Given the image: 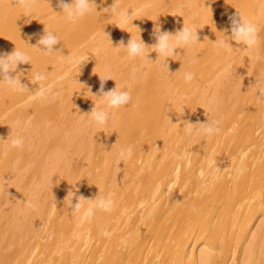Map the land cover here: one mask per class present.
Returning a JSON list of instances; mask_svg holds the SVG:
<instances>
[{"label":"bare ground","instance_id":"obj_1","mask_svg":"<svg viewBox=\"0 0 264 264\" xmlns=\"http://www.w3.org/2000/svg\"><path fill=\"white\" fill-rule=\"evenodd\" d=\"M247 1L182 0L178 5V0H116L119 10L129 11L131 15L126 24H121L118 16L114 17L105 10L106 8L110 9L115 0H93L92 11L76 23L67 19L62 8L58 6V0H35L30 13L18 4L21 10L19 26L16 29L5 30L4 10L7 5L17 2V0H0V54L11 53L16 47L31 57L30 63L19 65L17 72L13 73L14 76L19 75L18 78L28 86L30 92L14 91L8 85L0 82V111L5 109L3 119L0 121V264H264V218L256 225L252 224L255 214L257 215L261 211L264 214V165L260 161L264 157V140L252 133L250 138L242 142L243 145H236L240 147L228 153H235V158H233L235 155L225 156L222 155L223 153H219L220 151H213L204 159L199 153L201 154L205 145V137L209 136L196 131V129L204 126L201 123L213 120H218L220 122L219 127H221L222 119L219 118L221 114L228 112L230 108L238 104L241 106L243 100L245 103L258 101L256 93L258 88L255 85L259 83L264 86V69H257L260 74L255 73L258 76L257 80L251 76L252 63L259 65L260 62L264 61V47L259 43V40L256 48L246 50L243 46L241 50L234 53L230 51L223 56L224 60L220 58L221 60L214 62L215 64L203 61V55H206L207 52L202 53L201 49L204 50L206 44H211L210 42L214 43L213 37L211 38L209 33H213L214 30L215 34V31L219 32L214 37H217V40L220 38L221 40L228 39L227 36L230 37L228 34L231 33V17L239 13L246 19L244 14L247 13L250 16L251 13L250 18H256L257 10V17L259 16L260 20L264 18V0H253L255 2L252 4L249 0ZM66 2L70 3L71 0H66ZM247 3L248 5L250 3V7L248 11L243 12L245 10L242 11V9ZM160 7L167 10L164 21L167 20L168 22L161 32L175 34L176 32L172 30V27L175 25V19L181 18V14H193L203 18L205 28L197 31L199 42L187 46L185 52L187 56L182 52L185 56L180 55L183 59L176 62L177 68L175 70V62L169 61V57L158 59V54L154 49H151L157 43L155 33L158 27L153 21H151L153 23L146 22L147 25H151H149L150 28L153 26V29L144 27L145 31L152 30L151 33L142 34L145 35L142 38L143 42L150 47L145 50L144 57H131L127 52V57H122L121 62H119L118 59L121 58V55L117 51L125 52L127 46H125L126 39L124 41V38L133 37L134 39L136 37L133 35L137 32L135 31L136 28L134 30L132 27H135L139 22H144L148 17L153 18L155 10ZM253 14L255 15L253 16ZM185 19L189 18L183 16L182 20ZM191 22L193 21L190 20ZM197 22L194 23L197 24ZM71 23L76 29H72L69 25ZM94 23H100L98 29L96 26L95 31H89L91 35H87L88 38L83 36L85 44L78 42L81 38L76 40V36H73L75 30L78 31L77 26L83 30L84 26L88 28ZM103 23L105 25L101 28ZM190 23H188L189 27L192 25ZM196 24L194 26L197 30L200 26L197 27ZM125 25H127L126 28ZM195 27L193 28L195 29ZM137 28L140 29L141 25H138ZM180 28L183 29L182 26ZM139 29L138 32L142 31ZM45 30L53 32L58 37L60 41L58 44L67 37L68 42L65 43L67 48L72 50L74 47L69 53H67L69 49L67 50V59L62 58L63 56L66 57L63 53H59L63 56L58 57L57 55L55 57L57 58L56 62H60L56 70L59 74L58 78L67 75H73L74 78V71L72 72V69L70 71L69 68L73 65H76V68L77 63L84 59V55L95 53L93 57L96 65L93 63V65H87L85 67L87 69L78 72V77L75 72L77 78L81 77L77 83L75 82L76 84H66L64 87H60L66 81L62 82L59 79L55 82L45 80L36 88L34 84H29L31 76L37 72L46 74L45 76L55 72L56 67L51 66V70L54 69V71H49L47 66L50 63L49 60L56 53L52 54L53 57L51 58H49L50 55L46 56V54L41 55L38 59L33 58L35 53L33 49L37 51L35 46H37L39 38L45 34ZM261 30L263 31V28ZM95 32L98 33L99 42H102L101 45L104 44L102 47L100 44H96L98 39L95 40ZM64 36L66 37L64 38ZM90 36L94 37L91 38ZM108 42H112L110 46H108ZM214 44L216 45V43ZM81 45H84V48ZM80 46L83 49L76 51L75 49ZM98 48H100L99 51H97ZM39 52L37 51L36 55ZM213 57L214 53L210 54L209 60L211 61ZM166 60L169 70L165 66ZM125 61L127 63L134 62V66L127 67L125 70L122 69L121 67L127 64ZM189 62L195 65L194 67H202L201 80H198L200 81L199 84L194 83L193 86L189 87L186 93L177 94L175 86H178L180 91H184L186 88L179 83V85H173L174 79L171 76L174 74L171 71L175 73L173 77L177 79L184 76L185 69L187 72L196 73L199 76V70L193 69L194 67L191 68V65L187 67ZM78 65L80 64L78 63ZM81 65L84 66V64ZM128 65L130 64L125 66ZM62 68L63 70H61ZM182 69L184 70L182 71ZM120 70H122V75H115L117 72L120 73ZM112 74V78L117 76L115 79L118 80L115 82L119 83L117 84L119 90L124 89L130 93L132 99L128 105L109 110L106 105L102 104L104 105L103 109L110 113H116L113 114L114 116L110 114L108 123L103 127L96 126L91 118L85 120L86 117L82 116L86 115L85 113L90 108L85 110V113L81 109L84 114L80 113V109L73 108L70 110L74 111L75 113H72L75 115L79 112L82 117H85L83 122L80 120L78 122L75 119L76 125L72 123L73 120H69V122L71 121L69 124L74 129L69 127L70 125H67V128L62 125L61 121L58 120L59 117L57 122L55 120L54 123H50L57 117L52 120L51 115H47V117L45 115L42 118L35 115V119L32 117L34 126L32 124L31 129L37 126V135L34 134L36 137L33 140L36 143L27 145L31 146V150L26 147V143L24 147L33 153L35 149H38L35 152L39 156H42L43 153L44 155L40 160L36 156V159H30L27 158L30 155L27 152V156L24 155L26 157L25 163L18 167L12 166L13 160L20 162L17 158L18 155L21 154L20 159H24V147L23 149L11 147L10 139L12 140V138L10 136H18L14 122L22 121V116L25 115L26 117V112L29 111L30 107L33 110L32 107L36 105L34 107L36 108L44 98L46 99L45 96L37 99V97H41L38 96L39 92H36L39 87L44 95L49 92V98L60 92L59 97H57L58 95L53 96L54 99L57 97L59 102L56 100L54 102L58 105L63 103L61 101L68 100L66 106L81 107L86 102L83 103L80 98L86 93L82 91L80 96L79 94L81 93L80 90L87 86V81L91 80L89 83L93 84L92 87L95 84V88H99L101 79L111 77ZM150 78L157 87L153 86V82L148 84ZM109 81L111 79L107 80V83ZM154 90H157L158 100L150 96L155 93ZM150 92L151 94L148 96L142 94ZM89 93L95 95L96 92L90 90ZM31 95V98L35 97L37 102L28 101ZM86 96L84 95L85 99H87ZM51 101L53 102V100ZM95 103L97 104V101L95 102L94 99ZM32 104L33 106H31ZM195 104L202 107L200 113L192 111ZM262 104L261 112L264 114V103ZM85 105L87 106V103ZM63 107L65 106L63 105ZM63 107L61 109H64ZM94 107L92 106V108ZM40 108L42 109L40 113H44L43 104H40ZM40 108L34 109L33 113L30 112L34 115ZM56 108L59 111V107ZM185 108L189 110L180 115V110ZM66 110H64L65 113ZM49 112L51 111L49 110ZM152 112L158 118L164 119V122L161 121L165 127H177L182 119H185L187 123L194 124L193 131L188 132V139L200 140L192 141L191 144H187L188 141L176 142L182 146L165 144L162 148L157 145L160 141L151 140V145L147 147L143 138L139 136L142 127H132L131 122L135 118L137 119L139 114L142 120L144 119L141 121V125L147 120L156 122V116H153ZM72 113H69L70 116L68 114L65 116L71 117ZM90 113L91 111H89ZM123 114L126 115L125 119L122 118L126 123L121 125L117 117ZM80 115L78 114L79 117ZM11 117L16 121H11ZM25 119L27 121L28 118ZM63 119L64 117H62L64 124L65 120L63 121ZM20 124L22 123L20 122ZM64 126L66 130L62 128ZM23 127L27 130L30 128L26 125ZM117 127L124 128L128 136L132 135L131 138H134L133 141L129 140L132 142L131 146L126 145L127 148H132V156L124 162L118 160L117 154L121 148L126 147L121 144L117 145V140L115 141L112 136L113 129H117ZM30 132L20 134L24 136ZM65 132L69 133L68 139H75V145L72 142L68 143V139L67 141L61 140L68 137L63 135ZM118 135L120 136V133ZM165 135L166 133L160 134L155 130L157 140L165 137ZM122 136L124 137V135ZM236 136L238 137L239 134H235L232 138H236ZM27 138L29 139V137ZM30 141L32 140L29 139ZM77 141L81 142L78 146ZM55 142L58 146L60 145L57 147L59 148L58 152H56L57 148L53 147L55 153L52 151L47 153L48 144L55 145ZM253 144L258 145L256 148L258 159L255 157L250 159V156L245 155ZM62 145L66 149H62ZM172 145L184 150L185 154L187 152L188 157L181 159L180 154L171 153L170 147H173ZM216 145L217 148L224 147V145L217 143ZM97 147L102 152L101 154H104L102 161L101 157L99 159L100 163H97L93 154ZM191 151L194 152V158L189 157L192 156ZM33 153H31L32 157ZM105 159L106 162H103ZM189 159H196V161ZM31 160L33 162L38 160L36 164L40 170L39 174L30 168L29 165L33 164H31ZM26 163L27 167L30 168L25 169L27 170L26 176H30L34 182L26 178L25 174L15 170H20L21 167L26 166ZM8 168L12 169L11 172L7 171ZM258 174L260 185L257 187L258 189H255L256 194H253L252 182ZM36 184L37 187H32ZM243 184L252 188L249 193L240 190ZM18 192H20L19 200L15 196V193ZM71 192L76 194L73 203L78 202L76 200L78 196H83L85 199H95L100 193L102 196L110 197L113 200V207L107 212L96 209L94 215L86 216L84 213L93 202L85 200L82 202L84 207L80 214L74 215L70 205ZM48 197L52 200L50 201ZM59 200L66 202H64L65 208L61 205L60 208L58 207ZM27 201L36 204L38 210L29 209L26 206ZM54 202L55 204L58 202V206L56 204L57 209H54ZM33 239L36 242H33ZM40 239H46L47 242L40 244ZM37 248H46L45 254L42 253L45 256L36 258L35 251Z\"/></svg>","mask_w":264,"mask_h":264},{"label":"rangeland","instance_id":"obj_2","mask_svg":"<svg viewBox=\"0 0 264 264\" xmlns=\"http://www.w3.org/2000/svg\"><path fill=\"white\" fill-rule=\"evenodd\" d=\"M180 1H182V0H180ZM179 0H178V5H180L179 4V2H180ZM243 1H247V0H243ZM248 2V1H247ZM249 2H251V4L253 3V2H255V1H251V0H249ZM257 6V5H256ZM245 7H246V9H245ZM249 7H250V3H249V5H248V3H247V5H245L244 7H243V9H242V11L243 10H245V11H243V12H246V11H248V9H249ZM170 8H171V6H170ZM170 8H169V10H170ZM166 11V12H165ZM20 13H21V10H20V8L18 7V3L17 2H14V3H11V4H9V5H7V7H6V9L4 10V18H3V21H4V27H5V30H8V29H16L18 26H19V22H20ZM250 13V12H249ZM255 13V12H254ZM257 13H258V11L256 10V15L255 14H253V16L255 15L256 16V18L254 17H252V18H250L252 15H251V13H250V16L247 14H244L245 15V17H246V20H249L250 19V21H252L253 23H255V22H257V23H255V24H257V27L259 28L258 30V36H259V43L262 45V47H264V18L262 19V20H260L258 17H257ZM185 14V13H184ZM184 14H181L180 16H181V18H176L175 19V27L173 26L172 27V30L173 31H175V32H177V31H179V30H182L181 28H180V26H182V28L184 27L183 25H185L186 24V27H189V25H188V23H190V20H192L193 22H191L190 24H192V25H190V28L192 27H195L194 25L196 24V23H194L195 21L197 22L198 20V22H197V27H198V25L200 26V27H198L197 28V31H198V29H201V28H205V25H204V22H203V18L201 19L199 16H196V15H193V14H188V15H184ZM187 14V13H186ZM165 15V16H164ZM166 15H167V10H165V8H163V7H160L158 10H155V12H154V16H153V18H147L146 20H144V22H139L138 24H136L135 25V27H132V29H134L135 30V28H136V30L135 31H137L136 33H134L133 35H135L136 37L134 38V39H140V36H141V39L145 36V35H142L143 33H145V32H149V33H151V31L150 30H146L145 31V28H147V29H153V26H152V28H150V24H148L147 25V23L148 22H150V23H153V22H155V24H156V27H158L157 28V30L156 31H159V29H160V31H162V30H164L165 28H163L164 26H167L166 24L168 23L167 22V20L166 21H164V19H165V17H166ZM190 15H192V16H190ZM183 16L186 18H189V19H185L184 21L182 20V18H183ZM194 16V17H193ZM248 16V17H247ZM97 18V17H96ZM131 18V17H130ZM146 18V17H145ZM175 18V17H174ZM196 18V19H195ZM249 18V19H248ZM92 19V18H91ZM101 19V18H100ZM150 19V20H149ZM181 19V20H180ZM254 19V20H253ZM255 19H256V21H255ZM259 19V20H258ZM119 21H120V19H118ZM130 20V19H129ZM128 20V21H129ZM177 20H179V21H177ZM188 20H189V22H188ZM195 20V21H194ZM151 21H153V22H151ZM185 21H187V22H185ZM255 21V22H254ZM259 21L262 23V25H261V23L259 24ZM113 22H114V20L112 21V24H113ZM147 22V23H146ZM199 22H201V23H203V24H201V23H199ZM146 23V24H145ZM163 23V24H162ZM95 24V25H94ZM93 25H91L90 27H88V28H86L85 26H84V28H83V30L80 28L79 29V27L77 26V28H78V31L77 30H75V34H73V36H76V40H78L79 38H81V39H79V41L78 42H80V43H84L83 42V40L85 39L84 37H86V38H88L89 36H87V35H91V31L93 32V31H95L94 30V28L96 27V29H98V27H99V24L100 23H94ZM144 26H143V25ZM179 24V25H178ZM71 27H72V29L74 28L73 26L74 25H72V23L71 24H69ZM105 24L103 23L102 25H101V28L104 26ZM138 25H141V28L140 29H142V31L139 29V28H137V26ZM150 25V26H149ZM188 25V26H187ZM259 25V26H258ZM177 26V27H176ZM204 26V27H203ZM127 27V25H125V28ZM140 27V26H139ZM145 27V28H144ZM180 29H179V28ZM86 28V29H85ZM91 28V29H90ZM163 28V29H162ZM261 28H263V31L261 30ZM31 29H32V27H31ZM74 29H76V27L74 28ZM138 29L140 30V32H138ZM144 29V30H143ZM194 29V28H193ZM195 29H196V27H195ZM212 29V28H211ZM203 30V29H202ZM80 31V33H78V34H82L81 35V37H79L80 35H78L77 34V32H79ZM82 31H84V32H82ZM90 31V32H89ZM261 31V32H260ZM14 32V31H13ZM88 32V33H87ZM200 32H201V30H200ZM209 32H212V31H209ZM216 32V34L214 33V30H213V33H209L210 34V37L212 38L213 37V41H214V43L216 42V40H217V37L216 38H214L215 37V35H217V33H219V32H217V31H215ZM128 33V32H127ZM77 34V35H76ZM98 33H96L95 32V34H94V36H95V40L96 39H98V35H97ZM174 34V33H173ZM125 35V34H124ZM219 35V34H218ZM228 35H231V33H229ZM67 36V35H66ZM66 36H64V38L66 37ZM68 36H70V34H68ZM77 36H78V38H77ZM84 36V37H83ZM94 36H90L91 38H93ZM126 37V36H125ZM139 37V38H138ZM133 38V37H132ZM65 39H66V41H65ZM64 40L62 39L61 40V43L60 44H57L56 46H55V51H57L56 52V56L54 55V57L52 56V55H50V57L49 58H51V57H53L52 59H50L49 60V66H47V67H49V71L51 70V68L53 67H56L55 68V72H53V73H51V74H48L46 77V79L45 80H48V81H51V82H55V81H57L58 79L59 80H61L62 82L63 81H66L65 82V84H61L60 85V87H64L66 84H70V85H73V84H76L77 82H78V80H79V78H81V77H79V78H77L78 76H79V74H78V72H82L81 70L82 69H87V68H85L87 65H89V64H95V58L93 57L94 55H95V53H88V54H86L87 56H85L84 55V59H81V61H79L78 63L80 64V65H78V63H77V67L75 68V66L76 65H73V66H71V64H70V71H71V69H72V72L74 71V78L72 77L73 75H71V76H68L67 74V76H64V77H60V78H58V76H59V74H58V72L56 71L57 70V67H58V65H59V63H57L56 61H57V58H55V57H57V55H58V57L59 56H63V55H65L66 56V52H67V50H68V52L67 53H69L70 52V48L68 47L67 48V44L65 45V43H67L68 41V38L66 37ZM125 39H126V41H125ZM131 38H124V43H125V46L127 45V43L129 42V40H130ZM92 40V39H91ZM219 40H221V38L219 39ZM225 40H227V38H225ZM82 41V42H81ZM100 40L98 39V41H96V42H98V43H96V44H100V46L102 47V45H104V44H102L101 45V43L102 42H99ZM95 42V41H94ZM231 42V43H230ZM105 43V42H104ZM111 43L112 42H108V46H110L111 45ZM211 44H206V47H205V49L204 50H202L201 49V51H202V53H205V52H207L206 53V55L204 54L203 56H204V59H203V61L204 62H218V61H220L221 59L222 60H224V57L223 56H225L226 54H228L230 51H232L233 53L234 52H236V51H239V50H241L242 49V47L244 46V45H241V44H237L235 41H229V43L231 44V46H229V47H226V48H219V47H217L214 43H212V42H210ZM85 44V43H84ZM214 44V46H212ZM124 45V44H123ZM208 45H209V47H208ZM57 46H58V48H57ZM82 47L84 46V45H81ZM79 47L78 49H75L76 51H79V50H81V48L82 47ZM203 46V45H202ZM211 47V48H210ZM66 48V49H65ZM84 48V47H83ZM82 48V49H83ZM208 48V49H207ZM58 49V50H57ZM60 49H62V50H60ZM73 49H74V47H73ZM72 49V50H73ZM99 49L100 48H98L97 49V51H99ZM71 50V51H72ZM33 51H35V53H34V56H33V58L34 59H38V57L40 58V56L41 55H44V53L43 52H39L40 50L37 48V51L39 52V53H41L40 55H39V53H37V55H36V50L35 49H33ZM60 51V52H59ZM117 51V50H116ZM187 51V46H185V47H181V48H178V49H176L175 50V53H176V56H175V53H174V55L173 56H171V57H169V61H171V62H175L174 63V66H175V70H176V62H178V61H180L181 59H183L182 57L183 56H187V54L185 53ZM210 51V52H209ZM126 52V53H125ZM125 52H119V51H117V53L119 54V55H121V58H119V57H117V58H119L118 60H119V62H121L120 60L122 59V57H127L126 56V54H127V49L125 48ZM185 54H183V53ZM214 53V57L211 59V61L209 60V57H210V54H213ZM59 53H63V55H61V54H59ZM90 54V55H89ZM182 54V57L180 56ZM68 55V54H67ZM91 55H92V57H91ZM123 55H125V56H123ZM219 55H220V57H219ZM46 56H48V55H46ZM90 56V57H89ZM67 57L68 56H66V57H62V58H66L67 59ZM92 58V59H91ZM170 58H171V60H170ZM215 58H216V60H215ZM219 58V59H218ZM221 58V59H220ZM66 59H65V61H66ZM88 61H87V60ZM179 59V60H178ZM117 60V61H118ZM94 61V62H93ZM122 61H124V60H122ZM52 62V63H51ZM87 62V63H86ZM119 62H117V63H119ZM56 63H57V65H56ZM125 63H127V61H125ZM170 63V62H169ZM214 63V64H215ZM51 64H53V65H51ZM55 64V65H54ZM81 64H84V66L83 65H81ZM92 64V65H93ZM127 64H130V65H128V66H125V65H127ZM127 64H124L121 68L123 69L124 68V70L128 67V68H130V67H132V66H134V62H131V63H127ZM172 64V63H171ZM48 65V64H47ZM96 65V64H95ZM191 65V68L192 67H194L195 65H192L191 64V62H189L188 64H187V67H189ZM252 70L253 71H251V76L253 77V79L254 80H257V74L255 75V73H258L259 74V72L257 71V69H260V68H262V70L264 69V61H262V62H260V64L259 65H257L256 63H252ZM52 66V67H51ZM79 66V67H78ZM256 66H258V68H256ZM80 67H82V68H80ZM74 68H75V70H74ZM121 68H118V69H121ZM65 69V68H64ZM78 69V70H77ZM193 69H195V70H199V76H197L196 75V73L194 74V76H193V79L191 80V81H188V82H186L185 81V79H184V76H182L181 78H179V79H177V78H175V77H173L174 75H175V73H173V71H171V73L172 74H174V75H172L171 76V78H173L174 79V84L173 85H181L182 87H185L186 89L183 91V90H179V88H178V86L176 87L175 86V88L177 89V94L178 93H186V90H188V88L189 87H191V86H193V84L194 83H198V82H200V81H198V80H201V70H202V67H194ZM47 70V72H49ZM61 70H63V68L61 69ZM80 70V71H79ZM123 70V71H124ZM184 69H182V71H183ZM51 71H54V69H52ZM256 71V72H255ZM46 72V73H47ZM75 72L77 73V77L75 76L76 74H75ZM122 70H120V73H115V75H117V76H119L118 74H121L122 75ZM187 71H186V69H185V73H186ZM124 73V72H123ZM69 74V73H68ZM46 75V74H45ZM260 75V74H259ZM112 76H113V74L111 75V81H109L108 83H109V85H108V83H107V81H106V85L104 86V89H105V91H108L109 89H114V88H116V87H118V90H119V86H117V84H119L118 82H115V81H117L115 78H117V76H114V78H112ZM256 76V77H255ZM32 77L33 76H31V79H32ZM66 77V78H65ZM251 77V78H252ZM255 77V78H254ZM76 78V79H75ZM64 79H66V80H64ZM70 79H74L72 82H74V83H72L71 81H70ZM151 80L149 81V83L148 84H152V82H153V80H152V78H150ZM45 80H43V81H41V82H45ZM176 80H177V82H176ZM254 80H253V82H254ZM30 81V80H29ZM91 81V80H90ZM90 81H87V86H84L80 91H81V93L79 94V96L82 94V91H83V93L85 92L86 94H83V96H81V98H80V100L82 99L83 100V103L84 102H86L87 103V106L85 105V104H83V106L85 105V107H83V106H79V107H76L75 105H73V106H70V105H65V104H68L67 102H68V100H66L65 102L64 101H61V102H63L61 105H62V107H63V105L65 106V107H63L64 109H61L60 108V106L61 105H58V103H56V102H54V100H56L57 102H59L58 101V99H57V97H59V93L60 92H54V93H57V94H51L52 96H50L51 98H53V99H51V98H49V92L47 93V95H44L45 97H46V99L44 98V96L43 97H37V99H41V98H44L43 99V101H41L42 103H40V104H43V106H44V108L43 109H45V111H44V113H40V111H42V109L40 108V104L36 107V108H40V110H38L37 112H35L36 114H34V115H32V113H33V110L35 109L36 110V108H34V107H32L33 108V110L31 109V107H30V109H29V111L28 112H26V117H25V115H24V117L22 116V121H16V120H13V117H11L12 119H10L11 121H16V122H14L15 124H14V126H16V131L18 132V135H20L21 136V134L22 133H25V132H27V131H31L30 132V134H27V135H24V136H22L25 140L27 139V142H25L26 143V147H28L30 150H31V146L29 147V146H27V145H31V144H33V143H36L35 141H33V140H35V137H36V135H37V126H35V128L33 127L32 129H31V125L33 124V126H34V121H33V118L35 119V115L36 116H38V117H40V118H42L43 116H45L46 115V117H47V115H51L50 117L52 118V120H53V118H56V119H54L53 120V122L51 121L50 122V120H49V122L50 123H54L55 122V120H56V122L59 120V121H61V123H62V125H65L66 126V128H67V125L69 126L70 124L69 123H71V121L69 122V120L71 119V120H75L76 119V121H78V120H80V121H82L83 120V118H85L86 117V119L85 120H88V118H90V117H87V115L89 114V111H92V106H95V104H94V99H95V102L97 101V104H96V106H99V107H97V108H100V109H103L102 107L104 106V105H106V102H103V101H101L98 97H96V96H94L93 94H90L89 92H90V90H92V91H94V93L96 92V93H98L99 92V90H100V87L99 86H101L100 84L98 85V87L99 88H95V84H94V87H92L93 86V84H91V83H89ZM40 82V83H41ZM76 82V83H75ZM110 83H112V84H110ZM154 83V82H153ZM179 83V84H178ZM29 84H31V81H30V83ZM38 83H36V84H34V87L36 88L37 86H39V84L37 85ZM90 84V85H89ZM199 84V83H198ZM31 85H33V83L31 84ZM36 85V86H35ZM109 86V87H108ZM153 86H155V83L153 84ZM204 86V84L202 85V87ZM92 87V88H91ZM155 87H157V86H155ZM202 87L200 88V90H199V93H200V91H201V89H202ZM107 88H108V90H107ZM124 88H126V87H124ZM47 90H49V88H46ZM97 89V90H96ZM152 89H153V87H152ZM196 89V88H195ZM98 91V92H97ZM155 91V93L153 94V95H150L151 94V92L150 93H142V94H145V95H150L152 98H156L157 100L159 99V95H158V93H157V90H154ZM183 91V92H182ZM256 92V91H255ZM95 93V95H97V96H99L98 94H96ZM257 93V92H256ZM88 94V96H86ZM32 95H33V93H32ZM32 95L30 96V100H28V101H33V102H37V100H35L36 98L35 97H33V98H31L32 97ZM35 95H37V94H35ZM57 96L56 97V99H54L55 97H53V96ZM84 95L86 96V98L88 99H85V97H84ZM90 95H91V99H90ZM34 96V95H33ZM38 96H40L39 94H38ZM47 97H48V101H49V103H48V101H47ZM61 98H62V95L60 96ZM79 98V97H78ZM51 100H53V102L51 101ZM89 100H91V101H89ZM45 101V102H44ZM93 101V102H92ZM44 102V103H43ZM99 103H100V105H99ZM261 102H259V101H256V102H254V101H252V103L251 102H248V103H245V100H243V102L241 103V106H239V104L237 105V106H234V107H232V108H230L229 109V111L228 112H226V113H224V114H221L220 116H219V118H221L222 120H221V132L219 133V134H215V135H211V136H209V137H205V145L203 146V148H202V151H201V154L198 152V150H197V152L199 153V155H201V157H203L204 159H206L205 158V156H207V155H211V153L213 152V151H220L219 153H223L222 155H225V156H227V155H229V156H233V155H235V153L234 154H228L229 152H233L235 149H237L238 147H240L241 145H243V141L246 139H248V138H250L251 136H252V133L254 134V136H257L259 139H261V140H264V114H262V112H261V106L263 105L262 103L260 104ZM7 104V103H6ZM91 104H92V106H91ZM102 104H104V105H102ZM102 105V106H101ZM31 106H33V104L31 105ZM55 106V107H54ZM56 107H59V111H58V108H56ZM69 107H70V109H69ZM57 110H56V109ZM73 108L74 109H80L79 111H80V113L82 114L83 112H82V110L81 109H83L84 110V113H85V110L87 111V109H89L88 110V112L87 113H85L86 115H82V116H85V117H82L81 115H80V113L78 112L76 115L74 114L75 112L74 111H70V110H73ZM53 109V110H52ZM67 109V110H66ZM34 110V111H35ZM49 110L51 111V112H49ZM58 111V112H56V111ZM64 110H66V113H65V111ZM110 110V109H109ZM187 110H189V109H182V110H180L181 112H180V115H182L185 111H187ZM201 110H202V107H199L198 106V104H195V106L193 107V109H192V111L194 112V113H200L201 112ZM30 111H32V113L30 112ZM54 111V112H53ZM60 111H61V113H60ZM68 111H69V113H72V112H74V113H72L71 115V117H69L70 116V114L68 113ZM39 112V113H38ZM50 114H49V113ZM55 112H56V114H55ZM109 112V111H108ZM112 112V111H111ZM30 113V114H29ZM53 113V114H52ZM57 113H59V114H57ZM83 113V114H84ZM4 114H5V109H1V111H0V121L3 119L2 117L4 116ZM13 114V113H12ZM54 114H55V117H53L54 116ZM63 114V115H62ZM65 114H68L69 116V119H67L68 117L67 116H65ZM78 114L80 115V117L78 116ZM109 114H116L115 112H112V113H110L109 112ZM152 114H153V116H156V122L155 121H146L143 125H141L142 123H141V121H143L142 120V117H141V115L139 114V116H138V121H137V119L135 118L134 120H132V122H131V124H132V127L134 126V127H138V126H140V127H142V129H140V132H141V135H139L140 137H142L143 138V140H144V143H145V145L148 147L149 145H151V140H153V141H160L157 145L158 146H160L161 148H162V146L163 145H165V144H176V145H178L177 143H179V142H183V141H188L187 142V144H191L192 143V141H198V140H200V139H198V140H192L191 138H190V140L188 139V131L186 130V123H187V121L185 120V119H182L179 123H178V125H177V127H174V128H169V127H165V124H163V120L164 119H160V118H158L157 117V115L155 114L154 115V113L152 112ZM58 115V116H57ZM136 115H138V114H136ZM11 116H13V115H11ZM74 116H76V117H74ZM114 116V115H113ZM125 116L126 115H119L118 117H117V120H118V122L122 125V124H125L126 122L125 121H123V119H125ZM30 117V118H29ZM33 117V118H32ZM58 117H59V119H58ZM62 117H64V119H63V121L65 120V122H64V124H63V122H62ZM74 119H73V118ZM82 117V118H81ZM135 117V116H134ZM25 118H28L27 119V121H26V119ZM79 118V119H78ZM81 118V119H80ZM123 118V119H122ZM158 118V119H157ZM58 119V120H57ZM121 119V120H120ZM84 120V121H85ZM122 121V122H120V121ZM136 120V121H135ZM163 122H162V121ZM30 121V122H29ZM33 121V122H32ZM72 121V123L74 124L75 123V121L73 122ZM135 121V122H134ZM20 122L23 124V126H29L30 128H28V130L27 129H23L24 127L23 126H20V125H22V124H20ZM79 122V121H78ZM83 122V121H82ZM134 122V123H133ZM61 123H60V126H61ZM135 123H136V125H135ZM20 124V125H19ZM25 124V125H24ZM77 124V122L75 123V125ZM19 127H18V126ZM65 126L64 127H62L63 129L65 128ZM69 127H71V125L69 126ZM121 127V126H120ZM118 128L117 127V129L116 128H114L113 129V131H112V133H113V139L116 141L117 140V145L118 144H121V145H123V146H125L126 148H127V146H131L132 145V142H129V140H132L133 141V139L134 138H131V136L132 135H130V137L128 136V134L124 131V128L123 129H121V128ZM66 128H65V130H66ZM72 129H74V127H71ZM36 129V130H35ZM126 129V128H125ZM24 130V131H23ZM115 130H116V132H115ZM123 130V132H121ZM155 130L158 132V133H160V134H165L166 133V135H165V137H163V138H160V140H157L156 138H155ZM21 133V134H20ZM120 133V136L118 135ZM34 134H36V135H34ZM69 133H66L65 132V134H63V135H65L67 138L66 139H61L62 141H67V139L69 138V135H68ZM124 135V137L122 136V135ZM235 134H239V136L237 137L236 136V138H232V136H235ZM15 137V136H14ZM27 137H29V139L30 140H32V141H30L29 142V139L27 138ZM10 138H13L12 136H10ZM9 138V139H10ZM120 138V139H119ZM125 139V140H124ZM233 139V140H232ZM75 139H68V143L69 142H72L73 143V145H75L76 144V142L74 141ZM120 140V141H119ZM165 140V141H164ZM170 140V141H169ZM10 141H11V139H10ZM129 142V143H128ZM177 142V143H176ZM220 142V143H219ZM54 143V142H53ZM56 143V142H55ZM79 143H81V142H78L77 141V146H78V144ZM216 143L217 144H220V145H224V147H222L221 146V148H217V145H216ZM57 145V146H56ZM127 145V146H126ZM143 145V144H142ZM141 145V146H142ZM176 145H172L173 147H170L171 148V153H173V154H176V155H178V154H180V157H181V159H185V158H187L188 156H187V152H186V154L184 153V150H182L181 148H177L176 147ZM236 145H240V146H236ZM60 146V145H59ZM58 146V144L56 143L55 145H53L52 143H50V144H48V146H47V148H46V152L48 153V152H51L52 151V153H55V148H53V147H59ZM63 146V145H62ZM140 146V147H141ZM178 146H182V145H178ZM49 147V148H48ZM258 147V145L257 144H253L251 147H250V150L249 151H247L246 153H245V155H247V156H250V159H253L254 157L255 158H257L258 159V154H257V152H256V148ZM65 147L63 146L62 147V149H64ZM98 148V147H97ZM96 148V149H97ZM139 148V147H138ZM142 148V147H141ZM29 149H25V147H24V150H23V156L25 155V156H27V154L28 153H30V155L29 156H27V158L29 157L30 159H34L35 158V156H36V158L38 159V160H40V158H42V156L44 155V153L43 154H41L42 156H39L38 155V153L37 152H35V151H37L36 149H35V151H34V153L33 152H30V150ZM58 149L59 148H57V151L56 152H58ZM66 149V148H65ZM95 149V151L93 152V154H94V156H95V160L97 161V163H100L99 162V159H100V157H101V161H102V159H103V156H104V154H101L102 152L99 150V148L96 150ZM166 150V149H165ZM100 151V152H99ZM203 151H204V153H203ZM25 152V153H24ZM28 152V153H27ZM142 152V151H141ZM31 153H33V157H32V154ZM51 153V154H52ZM17 154V153H16ZM196 155H197V153H195ZM191 155L192 156H189V157H191V158H194V152L193 151H191ZM19 156V157H18ZM17 156V158L20 160V162L18 161V160H13V162H12V166L13 167H18L19 165H22L23 163H25V156H24V159L22 158V159H20V156H22L21 154L20 155H18ZM183 156V157H182ZM32 157V158H31ZM82 157H83V155H82ZM236 157V155L235 156H233V158H235ZM35 158V159H36ZM14 159H16V158H14ZM21 160H22V162H21ZM38 160H34V162H33V160H31L32 162H31V164L33 165H29L30 166V168H33L32 169V171H35V172H38V174H39V172H40V170L37 168V161ZM189 160H191V161H196V159L194 160V159H189ZM260 161L261 162H263V165H264V157L263 158H261L260 159ZM103 162H106V159H105V161L103 160ZM145 162V161H144ZM19 163V164H18ZM28 164H30V163H28ZM37 168V169H34V168ZM12 168V167H11ZM22 168V167H21ZM20 168V170H17V169H15L16 170V172H19V173H22V174H25L24 176H26V174H27V170L28 169H30L29 167H27V163H26V166L24 165V169L22 168L21 169ZM254 168V167H253ZM9 169V168H8ZM13 169V168H12ZM12 169H9V170H7V171H9V172H11V170ZM25 169H27V170H25ZM228 169H230V168H228ZM32 171H30V172H32ZM24 172V173H23ZM29 173V172H28ZM21 176V175H20ZM22 178H24V177H22ZM26 178H28V179H30L31 181H33V179L32 178H30V176H26ZM34 182V181H33ZM36 183V182H35ZM34 183V184H35ZM248 185H251V184H248ZM260 185V179H259V174L257 175V177L255 178V180H253V182H252V187H253V194L255 193V189L258 187ZM34 186H38L37 184L36 185H32V187H34ZM251 189L252 188H249L248 186H244V184H243V186L242 187H240V190H242L243 192H245V193H249L250 191H251ZM258 189V188H257ZM46 191V190H45ZM256 194V193H255ZM15 196H16V199H18L19 200V196H20V192H18V193H15ZM51 196V195H50ZM22 199V198H21ZM48 199L51 201L52 200V198H50V197H48ZM23 200V199H22ZM54 201V200H53ZM232 201V200H231ZM58 202H59V206H58ZM58 202H56V204H57V206L60 208L61 206H64V205H66L62 200H59ZM62 202V203H61ZM68 203V202H67ZM54 204H55V202H54ZM56 204H55V206H54V209H57L56 208ZM69 204V203H68ZM61 205V206H60ZM63 208V207H62ZM64 208H65V206H64ZM4 210H5V208H3ZM262 212L263 211H261V212H259V214H255V218L253 219V221H252V224L253 225H256L259 221H261V220H263V218H264V214H262ZM262 218V219H261ZM222 223H223V221H222ZM253 225H251V226H253ZM52 237V236H51ZM32 242V241H31ZM33 242H36L34 239H33ZM40 244H43V243H45V242H47L46 241V239H44V240H42V239H40ZM47 251V249L45 248V249H41V248H37V250L35 251L36 253L35 254H37V256H36V258H41V257H43V256H45V255H43V254H45V252ZM38 253H40L39 254V256H38ZM43 253V254H42ZM32 260H34V259H32Z\"/></svg>","mask_w":264,"mask_h":264},{"label":"clouds","instance_id":"obj_3","mask_svg":"<svg viewBox=\"0 0 264 264\" xmlns=\"http://www.w3.org/2000/svg\"><path fill=\"white\" fill-rule=\"evenodd\" d=\"M17 3L22 6L26 12H31L32 6L35 3V0H17ZM94 4L93 0H71V2H66V0H58V6L62 8L63 13L66 14L67 19L76 23L85 15L89 14L92 9L91 5ZM107 12H110L112 16H118L121 24H126L130 18L129 11L119 10L118 4L115 0L114 5L108 9H105ZM231 19V35L227 40H216V44L219 48H226L231 46L229 41H235L237 44H241L245 46L246 50H252L258 45V27L250 20L244 19L239 13L236 16H233ZM155 37L157 43L151 47L158 54V59L161 57L168 58L174 55L175 50L185 46H192L199 42V38L197 35V30L186 27L184 25L182 30L177 31L174 35L168 32L156 31ZM206 39V38H205ZM58 37L53 33L45 30V34L41 36L38 40L36 48H39L41 52L46 55H52L56 53L55 46L59 43ZM123 45V42H121ZM43 46V47H41ZM32 47V46H31ZM127 49L128 55L131 57H144L145 50L150 48L146 46L143 40L139 41L131 38L125 47ZM157 59V60H158ZM31 57L24 51L18 50L15 47V50L11 53L0 54V82L9 86L10 89L14 91H29V88L26 84H23L20 80L19 75H13V73L17 72L18 66L21 64L30 63ZM156 60V61H157ZM155 61V62H156ZM165 66L169 70V66L166 60ZM194 74L191 72H186L184 74V79L186 82L191 81L193 79ZM47 77L39 72H37L31 79V83H38L40 86V82L45 80ZM101 79V78H100ZM111 79V77L101 79V86L99 90V96L101 101L106 102V107L108 109H119L128 105L131 102V95L127 90L120 89L118 87L105 91L104 83ZM258 88L257 92V100L261 103H264V86H261L259 83L255 85ZM39 95L41 97L44 96V93L38 89ZM91 118V121L94 122L96 126L103 127L105 126L110 118V114L106 109H98L96 104L92 109L91 113L87 115ZM219 121L213 120L207 123H201L204 125L200 129H196V131L203 132L205 135L211 136L215 134H219L221 132V128L219 127ZM186 130L191 133L193 131L192 123H186ZM25 144V140L22 136H15L11 140V147L16 149H23ZM132 156V148H121L117 154L118 160L121 162L126 161ZM72 193V199L70 201L72 213L74 215L80 214L82 208L84 207L83 201L90 200L93 204L87 208L84 215L92 216L96 209H100L103 211H110L113 207V200L110 197L102 196L100 193L95 199H85L83 196L76 197L78 202L73 203V198L76 196L74 192ZM26 206L32 210H38L36 204L31 201L26 202ZM143 207V205H141Z\"/></svg>","mask_w":264,"mask_h":264}]
</instances>
